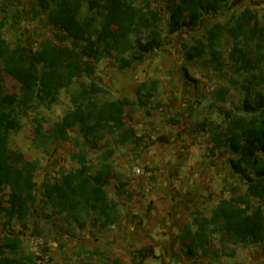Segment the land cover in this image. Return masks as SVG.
Wrapping results in <instances>:
<instances>
[{
    "label": "rangeland",
    "instance_id": "rangeland-1",
    "mask_svg": "<svg viewBox=\"0 0 264 264\" xmlns=\"http://www.w3.org/2000/svg\"><path fill=\"white\" fill-rule=\"evenodd\" d=\"M228 1L226 8L205 15L198 28L180 31L171 37V45L147 54L132 69L121 71L116 61L95 60V77L78 78L69 90L60 92L52 108L35 104L30 111H19L21 128L12 133L9 147L23 154L27 160L40 163V169L35 173L38 189L34 199L27 200L32 207L30 215L24 221L13 220L11 223L5 210L9 207L10 189L6 187L0 191V245L5 236H18L24 243L20 253L22 258L27 259L34 254L44 256L46 264H107L117 257L109 249V242L119 232L124 218L145 219L149 224L160 226L163 225L161 219L170 225L176 215L177 232L174 230L170 238L165 229L162 238L167 242L155 241L152 251L145 253V258L140 255L142 247L138 242L136 255L128 253L129 258L133 257L128 264H264V243H235L222 236L218 225L202 224V219L210 220L219 202L226 198L243 197L245 203L264 212V200L258 196V181L252 170L251 181L234 173L229 162L235 156L229 149L209 156L211 163H216V169L208 173L203 171L205 175L202 172L183 174L165 164V154L187 148V143H183L185 137L197 138L202 124L209 129L202 132V143L209 151L206 145L215 127L225 130L229 115L234 116L233 121L236 122L246 117L239 111L244 100L240 87L249 75L238 71L239 64L229 39L221 43L226 62L223 75L211 70L205 60L189 63L184 56V44H194L216 24L230 26L247 8L256 12L258 24L264 26V0ZM130 2L160 11L163 22L157 31L168 36L167 0ZM80 10L81 19L90 14L86 3ZM35 11L40 13L37 17ZM0 23L5 24L3 34L8 42L21 44L30 54H34L43 41L63 47L71 45L64 29L54 28L49 23L48 13L40 8L38 0H0ZM254 75L264 77V64ZM83 82L100 83L108 91L106 95L99 96L100 102L118 101L123 104L120 119L128 124V129L136 132V140L121 144V134H108L103 127L92 128L86 137L82 134L71 97ZM141 85H146L147 91L145 98L139 101L137 91ZM0 87L6 88L16 99L19 97L18 84L3 73L1 66ZM221 88L227 90L226 103L216 102V92ZM259 90L264 92L263 87ZM149 92L152 97L146 98ZM199 103H202L201 107ZM212 103L216 105L214 108ZM221 109L226 117L220 113ZM56 125L60 130L57 141L47 148L36 146L35 132L45 140L54 134ZM88 140L93 143L83 144ZM82 150L88 154L92 177L99 179L103 166L110 164L124 180L130 182L127 194L119 196L117 181L108 180L106 190L109 198L117 203L120 217L114 227L104 228L93 212L80 214L84 228L73 221L69 224L67 214L57 213L45 203L43 185L60 183L63 175L80 168L71 156ZM136 169L143 173L137 174ZM199 174H203L206 184L197 187L193 182L202 178ZM240 207L244 209L243 205ZM203 228L207 243L200 246L194 240ZM136 236L137 241L143 239Z\"/></svg>",
    "mask_w": 264,
    "mask_h": 264
},
{
    "label": "trees",
    "instance_id": "trees-1",
    "mask_svg": "<svg viewBox=\"0 0 264 264\" xmlns=\"http://www.w3.org/2000/svg\"><path fill=\"white\" fill-rule=\"evenodd\" d=\"M228 2L167 0L169 34L163 36L157 31L163 22L161 12L135 6L130 0H38L40 8L48 13L49 23L54 28L64 29L71 45L63 47L43 41L34 54L28 53L21 44H10L3 34L5 24L0 23V66L3 73L18 84L20 91L16 99L6 88L0 87V191L6 187L10 189L7 201L9 207L5 209L9 223L13 220L24 221L30 215L32 207L27 204V200L34 199L36 195L38 185L35 173L40 169L38 161H29L9 147L12 133L21 128L19 111H30L35 104L52 108L60 92L69 90L78 78L95 77V60L116 61L121 71L132 69L147 54L171 45L172 36L185 29L198 28L205 15L226 8ZM84 3L90 14L81 19L80 7ZM34 14L37 17L40 13L35 11ZM146 32L148 34L144 35ZM225 39H229L233 45L238 71L249 75L240 87L244 100L239 111L246 117L236 122L233 121L234 116L229 115L225 130L215 127L211 154L229 149L235 156L229 162L232 171L251 181L252 170L258 181V196L264 200V92L259 90L264 88V77L254 75L264 64V26L258 24L256 12L247 8L230 26L216 24L194 44H184V56L189 63L205 60L211 70L223 75L226 62L221 43ZM185 76L190 78L187 73ZM146 88V85L139 87V101L145 98ZM107 93L100 83L83 82L72 95L74 115L82 134L86 137L92 128L103 127L108 134H121V144L136 140V132L128 129V124L120 119V107L123 104L118 101L102 103L98 100L99 96ZM147 94L146 98L152 97L150 92ZM216 102H227L225 88L217 90ZM215 106V103L211 104L212 108ZM220 113L226 117L222 109ZM199 131H206V124H202ZM59 132L56 125L54 134L45 140L35 132L34 142L38 147L47 148L57 141ZM92 143L88 140L83 144ZM71 158L80 168L63 175L60 183L43 185L42 195L46 205L57 213L67 214L69 224L73 221L82 228L85 227L80 220L82 212L97 214L104 228L118 224L120 217L117 203L109 198L106 186L110 178L116 180L118 195L125 196L130 182L124 180L110 164L103 166L99 179L92 177L85 150L73 154ZM242 205L244 209L240 207ZM192 214L198 216L197 213ZM202 224L218 225L222 236L235 243H264V212L261 208L254 209L245 203L243 197L222 199L211 219H202ZM204 231V228L200 229L194 240L200 246L207 243ZM23 245L20 237L5 236L0 245V264H46L44 256L32 254L27 259L20 257ZM150 251L151 247L143 248L141 257L145 258V253ZM50 261L54 262L52 259ZM107 264L122 263L118 259H111Z\"/></svg>",
    "mask_w": 264,
    "mask_h": 264
},
{
    "label": "crops",
    "instance_id": "crops-1",
    "mask_svg": "<svg viewBox=\"0 0 264 264\" xmlns=\"http://www.w3.org/2000/svg\"><path fill=\"white\" fill-rule=\"evenodd\" d=\"M198 106H202V103H199ZM209 129L206 128V131ZM202 132L199 131L197 133L199 136L197 138L194 137H185L183 143H187V148L175 149V151H171L165 154L166 158V166L170 168H175L181 173H200L204 171L207 172L209 170H213L215 168V162L211 163V148H212V138L213 134L209 137V141L207 142L209 151L205 150V144L202 143L203 136ZM220 152V151H219ZM218 152V153H219ZM217 153V154H218ZM216 154V155H217ZM215 156V155H213ZM216 169V168H215ZM203 173V174H204ZM208 173V172H207ZM203 174H199L200 177H204ZM205 175V174H204ZM200 179L193 182L198 187L199 185L206 184V181ZM204 181V182H203ZM176 215L173 216L172 222L170 225H166L164 219L162 220L163 225L157 226L149 224L145 219H135L133 217H126L123 219L122 224L120 225L119 232L110 240L109 242V249L117 255L115 259H118L122 264H128L129 259L133 258L136 253V247L138 246V242L140 243L139 246L143 248L151 247L153 249V243L164 241L165 239L162 238V232H166L168 237H172L175 232H177V224H176ZM165 223V227H164ZM115 226V225H114ZM112 226V227H114ZM169 226V227H168ZM182 231V230H181ZM142 237L143 239H139L138 241L137 236ZM164 237V236H163ZM164 242H167L166 240ZM104 250H107L105 248ZM132 253L129 258L128 253ZM127 255V256H126Z\"/></svg>",
    "mask_w": 264,
    "mask_h": 264
},
{
    "label": "built area",
    "instance_id": "built-area-1",
    "mask_svg": "<svg viewBox=\"0 0 264 264\" xmlns=\"http://www.w3.org/2000/svg\"><path fill=\"white\" fill-rule=\"evenodd\" d=\"M135 171H136L137 174H142L143 173L141 169H136Z\"/></svg>",
    "mask_w": 264,
    "mask_h": 264
}]
</instances>
